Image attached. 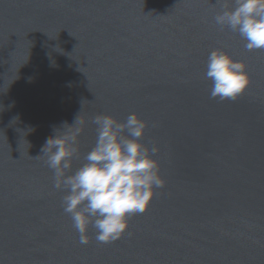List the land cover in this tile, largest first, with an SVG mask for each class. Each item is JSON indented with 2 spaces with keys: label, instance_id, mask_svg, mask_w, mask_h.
Instances as JSON below:
<instances>
[{
  "label": "water",
  "instance_id": "1",
  "mask_svg": "<svg viewBox=\"0 0 264 264\" xmlns=\"http://www.w3.org/2000/svg\"><path fill=\"white\" fill-rule=\"evenodd\" d=\"M232 5L229 4V7ZM216 0H0V264H264V50L214 21ZM220 48L250 85L213 99ZM147 123L164 186L111 243L81 244L41 148L97 115ZM39 156V157H37ZM36 157V158H35Z\"/></svg>",
  "mask_w": 264,
  "mask_h": 264
},
{
  "label": "clouds",
  "instance_id": "2",
  "mask_svg": "<svg viewBox=\"0 0 264 264\" xmlns=\"http://www.w3.org/2000/svg\"><path fill=\"white\" fill-rule=\"evenodd\" d=\"M216 3L221 10L214 21L221 30L237 33L248 51L264 50V0ZM204 76L211 82L210 96L221 101L237 99L250 85L246 65L220 48L208 54ZM92 123L96 125V143L75 171L72 162L79 159L78 127L72 130L70 126L63 135L55 130L39 155L46 157L45 163L53 171L54 187L66 193L63 210L71 217L81 244L89 242V226L96 230L100 243L120 239L129 227V217L144 213L154 190L165 183L154 159L158 148L149 149L142 143L147 123L137 114L128 115L123 122L97 115Z\"/></svg>",
  "mask_w": 264,
  "mask_h": 264
}]
</instances>
